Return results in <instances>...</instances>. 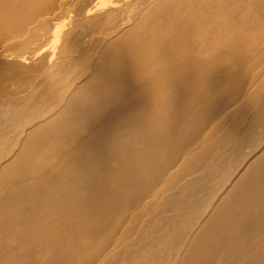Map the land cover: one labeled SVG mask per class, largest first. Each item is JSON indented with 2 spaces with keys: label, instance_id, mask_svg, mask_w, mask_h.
Segmentation results:
<instances>
[{
  "label": "bare ground",
  "instance_id": "6f19581e",
  "mask_svg": "<svg viewBox=\"0 0 264 264\" xmlns=\"http://www.w3.org/2000/svg\"><path fill=\"white\" fill-rule=\"evenodd\" d=\"M111 3L0 0V264H90L148 199L127 262L162 264L207 207L179 264H264V0Z\"/></svg>",
  "mask_w": 264,
  "mask_h": 264
},
{
  "label": "rangeland",
  "instance_id": "374dc122",
  "mask_svg": "<svg viewBox=\"0 0 264 264\" xmlns=\"http://www.w3.org/2000/svg\"><path fill=\"white\" fill-rule=\"evenodd\" d=\"M109 3H110V0H107ZM124 1H127V0H124ZM79 2V1H78ZM74 3H77L76 1ZM112 4V8L113 9H118L119 7L122 6L121 3H119V0H113V3ZM73 6V5H72ZM67 7V6H65ZM64 7V8H65ZM58 17V15H57ZM58 23H57V26L55 27V29H63L64 28V24L66 23L65 19H58ZM84 22H87V21H84ZM87 24L89 25V23L87 22ZM21 84H18L17 86L14 85L13 87L15 88V90H20L22 88L25 87L26 83L25 81H23V79H21V81H19ZM14 90V91H15ZM66 92L64 93H61V95H65ZM245 94L242 95L241 97L238 98V101H233L232 104L230 106L227 107H222L220 111H217L216 112V123L218 122V120L222 117H224L225 115H228L229 113H231L230 111L233 112L236 111V107L239 106V104L242 102V99L244 98ZM53 100H52V103L53 101L55 100V102H57V95H56V98H54V96H52ZM238 103V104H237ZM50 100L47 99L45 101H42V99H39L38 103H37V107H40L41 109V112L39 113V115L37 116H29L28 117V121L31 122V124H33V128L36 129L38 127H40L42 124H44L45 122L48 121L51 113H52V107L55 106V103L54 105L51 107L52 104H50ZM235 105V107H234ZM43 106H45L43 108ZM232 106V108H231ZM47 107H50L48 108L46 111L45 109ZM234 107V108H233ZM231 108V109H230ZM228 109V110H227ZM223 111V112H221ZM221 112V113H220ZM225 112V113H224ZM219 113V114H217ZM220 115V116H219ZM219 116V117H218ZM25 118H26V115H24V117L21 119L22 121H25ZM27 121V122H28ZM221 121V119H220ZM212 123H213V119L211 120V122L208 124V127L212 126ZM208 127L205 128V130L203 129L202 133L209 130L207 129ZM222 127V126H221ZM25 135V132H23L21 134V136ZM252 149L250 148H247V151H251ZM182 162L180 161H177L175 162V165L173 166V168L171 169V171L165 175V178L166 176H168L171 172H175V170L178 168L177 166H180ZM112 164H114V162H112ZM164 178V180H165ZM162 183V181H161ZM160 183V184H161ZM160 186V185H159ZM225 189V186H222L218 189V191L213 195V201L215 202L219 196L223 193ZM151 199H148L144 202H140L138 203L134 209H131L130 212H128V209H126L125 211L123 212H120L114 223L116 224H120L115 230L109 232V235L107 237V243L108 245L103 249L101 250L97 256L94 258V260L90 263V264H146L145 262H141L139 260H131L129 262L126 261V255L128 252L132 251V250H136L140 247L139 249V255H144L148 252L149 248H150V242L147 241L146 239H140L138 237H136V235H134V233H127L124 235V232L125 230L127 229V226L129 224V221L132 217V215H136V216H142L144 214V212L142 211V208L143 206L148 202L150 201ZM208 208L206 207V212L205 213H202L200 219L198 220L197 224H196V228L200 225L201 221L205 218V216L207 215L208 213ZM155 214V212L153 213V215ZM152 215H150V213L147 211L145 213V216H144V227H141V225L143 224V221L141 223H139L136 227V231L137 230H142V231H146V223H145V220L146 218H151ZM156 217L158 218L159 215H156ZM119 218V219H118ZM175 218H178V215L176 216H173L171 217L168 221H166V223L164 225H162L164 228H169V225L172 223V222H175L174 219ZM118 221V222H116ZM123 221V222H122ZM194 228L190 229L189 231H185L186 233H182V234H178L177 237H178V240L172 244L167 252L164 254V256L161 258V262L162 264H179L184 256V253L186 251V248L189 244V242L191 241V239L193 237H191V231H193ZM137 233V232H136ZM259 236L261 238V233H259ZM251 256V254H248L247 255V258H249ZM218 262H221V261H218ZM215 263V264H219V263ZM244 262L242 260H238L237 261V264H243Z\"/></svg>",
  "mask_w": 264,
  "mask_h": 264
}]
</instances>
